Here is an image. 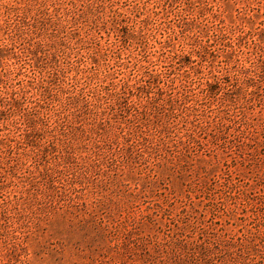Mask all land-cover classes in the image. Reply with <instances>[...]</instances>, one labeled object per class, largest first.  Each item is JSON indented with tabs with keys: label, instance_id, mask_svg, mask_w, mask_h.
Here are the masks:
<instances>
[{
	"label": "rangeland",
	"instance_id": "rangeland-1",
	"mask_svg": "<svg viewBox=\"0 0 264 264\" xmlns=\"http://www.w3.org/2000/svg\"><path fill=\"white\" fill-rule=\"evenodd\" d=\"M47 1L0 0V264H264V0Z\"/></svg>",
	"mask_w": 264,
	"mask_h": 264
},
{
	"label": "trees",
	"instance_id": "trees-1",
	"mask_svg": "<svg viewBox=\"0 0 264 264\" xmlns=\"http://www.w3.org/2000/svg\"><path fill=\"white\" fill-rule=\"evenodd\" d=\"M33 4H37V7H38V11L41 12V13H44V12H50V9H49V5H48V1L47 0H33ZM57 6V9L55 11H57L56 13L59 15V13L61 12L62 8L59 6V5H56ZM75 7L73 8H70V12L72 13V15L74 16V18H76L75 20H78L79 18L81 17H85V16H90L92 15V17H96V14H97V10L98 8L95 7L94 3L91 2L90 6L88 7V11H84V13H82L81 15L77 12H75ZM78 14V16H77ZM98 16V15H97ZM204 46V45H203ZM205 48V47H204ZM222 81H215V82H208V88L209 90H212L214 91L215 89H218V84L221 83ZM124 91L123 92H133V90H131V88H128L130 85L127 81L124 82ZM119 93V92H118ZM158 96L154 95L152 97V100H157ZM86 221H88V219H85ZM85 221V222H86Z\"/></svg>",
	"mask_w": 264,
	"mask_h": 264
}]
</instances>
